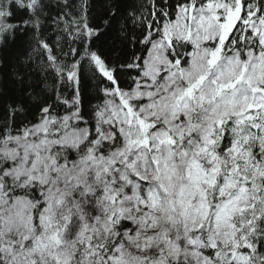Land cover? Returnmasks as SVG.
<instances>
[{
  "label": "snow or ice",
  "instance_id": "obj_1",
  "mask_svg": "<svg viewBox=\"0 0 264 264\" xmlns=\"http://www.w3.org/2000/svg\"><path fill=\"white\" fill-rule=\"evenodd\" d=\"M0 264H264V0H0Z\"/></svg>",
  "mask_w": 264,
  "mask_h": 264
}]
</instances>
